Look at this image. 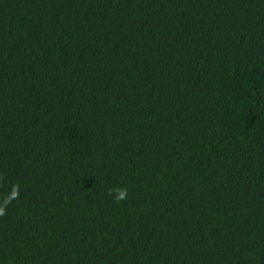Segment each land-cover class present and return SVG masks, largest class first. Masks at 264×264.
I'll return each mask as SVG.
<instances>
[{
  "label": "trees",
  "instance_id": "16d2710c",
  "mask_svg": "<svg viewBox=\"0 0 264 264\" xmlns=\"http://www.w3.org/2000/svg\"><path fill=\"white\" fill-rule=\"evenodd\" d=\"M0 264H264V0H0Z\"/></svg>",
  "mask_w": 264,
  "mask_h": 264
},
{
  "label": "clouds",
  "instance_id": "9594fccd",
  "mask_svg": "<svg viewBox=\"0 0 264 264\" xmlns=\"http://www.w3.org/2000/svg\"><path fill=\"white\" fill-rule=\"evenodd\" d=\"M112 193H113V198L117 201L123 200L127 194L126 190L123 188L113 189Z\"/></svg>",
  "mask_w": 264,
  "mask_h": 264
}]
</instances>
